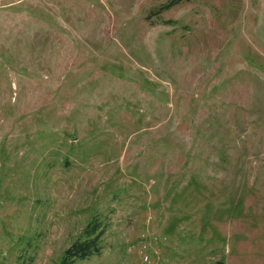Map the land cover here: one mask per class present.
<instances>
[{
  "label": "rangeland",
  "instance_id": "rangeland-1",
  "mask_svg": "<svg viewBox=\"0 0 264 264\" xmlns=\"http://www.w3.org/2000/svg\"><path fill=\"white\" fill-rule=\"evenodd\" d=\"M93 220L72 264H264V0L0 7V264Z\"/></svg>",
  "mask_w": 264,
  "mask_h": 264
},
{
  "label": "trees",
  "instance_id": "trees-1",
  "mask_svg": "<svg viewBox=\"0 0 264 264\" xmlns=\"http://www.w3.org/2000/svg\"><path fill=\"white\" fill-rule=\"evenodd\" d=\"M168 2L166 5H170ZM95 220L91 221L84 230V239L75 241L64 253L61 264H72L76 259H84L101 250V237L104 229H98Z\"/></svg>",
  "mask_w": 264,
  "mask_h": 264
},
{
  "label": "built area",
  "instance_id": "built-area-1",
  "mask_svg": "<svg viewBox=\"0 0 264 264\" xmlns=\"http://www.w3.org/2000/svg\"><path fill=\"white\" fill-rule=\"evenodd\" d=\"M6 0H0V7L4 6Z\"/></svg>",
  "mask_w": 264,
  "mask_h": 264
}]
</instances>
